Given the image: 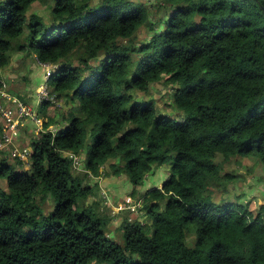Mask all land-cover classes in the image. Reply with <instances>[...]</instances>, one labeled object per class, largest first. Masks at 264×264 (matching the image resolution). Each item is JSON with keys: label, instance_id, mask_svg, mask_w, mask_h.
<instances>
[{"label": "trees", "instance_id": "1", "mask_svg": "<svg viewBox=\"0 0 264 264\" xmlns=\"http://www.w3.org/2000/svg\"><path fill=\"white\" fill-rule=\"evenodd\" d=\"M91 1L0 0V69L14 46L58 65L51 92L78 111L49 116L52 104L43 103L47 130L26 161L0 156L8 186L0 189V264H264V204L255 213L213 195L235 179L223 169L231 157L255 158L264 171V0H165L173 10L160 30L142 3ZM34 2L49 5V27L27 16ZM145 25L152 36L137 45ZM100 57L86 77L71 65L90 68ZM161 80L183 121L153 102L126 107L129 90L149 93ZM64 153L84 154L79 173ZM29 160L30 173L16 170ZM164 166L162 186L143 194L142 215L119 224L122 248L107 232L111 219L86 204L98 188L90 178L125 176L135 192Z\"/></svg>", "mask_w": 264, "mask_h": 264}, {"label": "rangeland", "instance_id": "2", "mask_svg": "<svg viewBox=\"0 0 264 264\" xmlns=\"http://www.w3.org/2000/svg\"><path fill=\"white\" fill-rule=\"evenodd\" d=\"M132 1L137 2V3H142L148 6L149 12H150V18H149L150 23L156 29H159V30L162 28L161 23L165 22V20L169 17V15L171 14V11L173 10V5L168 4L165 0H132ZM91 2L98 3L99 0H92ZM48 6L49 5L47 4L45 5V3L34 2L28 8L26 14L27 16H30L33 13V14L40 16L41 20L44 22L46 27H49L48 25L52 22V15H51L52 13L50 14L51 9L49 12ZM152 32L153 31L152 29H150V26H147V25L142 26L135 34L133 38V42L137 45L145 43L152 36ZM27 33L28 31H27V28L25 27V33L21 37V39H23L27 35ZM120 42H122L123 44H126L127 41L121 40ZM14 51H15V46L13 47V49H11V52L13 54L12 58H14L16 54H19V53L15 54ZM22 54L27 55V58L31 55L29 51L28 53L26 51L25 53H22ZM134 57L136 58V55ZM101 58L102 57L95 59L93 61L91 60L90 62L91 67L85 68V69L83 68L84 70L82 68H79L81 67V65L78 64L76 60L74 61V59L71 60V65L76 66V68H78V73L80 74L83 72L84 77H86L90 71H93L94 67L98 66ZM55 66L56 68L54 69L52 74H54L58 70V65H55ZM2 75L3 74H1V76ZM16 75H19V73H13L14 77ZM4 87L5 86L3 85V88ZM148 92L149 93H144L136 89L129 90L128 94L132 96V99L126 105V107L129 108L130 106L136 103L144 104L148 102H153L156 110L159 113H163L166 116H170L177 121H183L186 118V114L184 113V111L179 109L172 100L173 88L171 87V84H168L164 82L163 80H161L160 82L152 84ZM51 104L52 105L49 108L50 110L48 111L49 116L55 115L56 117H59L61 116V114H65L66 112L67 113H72V112L78 113L77 104L74 102L68 101L66 98L57 100L56 103H51ZM52 107L53 109H51ZM57 108L60 109L59 112ZM37 112L40 115L39 108H37ZM22 123L24 122H21V124ZM53 126L55 127V125ZM35 136L36 134L33 128L32 133L31 132L27 133L22 137V138L25 137V140H26L25 142L22 141V143L24 142V144L20 145L17 143L16 146L18 148L26 147V146L27 148H30L28 146H30L31 141L34 140ZM91 139L92 138L90 137L89 132H88L86 135L84 154L88 150V145L91 143ZM2 154L8 157L7 159L8 162H10L11 164H16V160L11 155L9 147L0 148V156ZM76 157L78 159V162L80 163V159H82L84 156L80 155ZM218 160L220 161L223 160L221 155L219 156ZM240 160L241 159H239V161L237 160L238 161L237 162L236 157H231L228 160V162H225L223 164L224 172L235 174V179H233V181L230 184H228L227 192L216 193V195H214V199H228L229 197L230 199H235L236 197H239V199H244L245 201L249 199H254L255 203L254 204L252 203L253 205L252 210L256 211L255 213H257L261 205L264 204V171H263L262 165H260L258 163V160H256L255 158H247V159L245 158V160L242 162H240ZM79 163H78V166L75 168V171H77V173H79L82 170L80 169ZM30 164H31V161L29 160L27 164H22L16 167V170L23 171V172L26 171L30 173L31 172ZM163 168L164 170L161 172V174L163 173V175H167L168 167L164 166ZM161 174L157 173V175H155V178L158 179L159 178L158 175H161ZM153 177L154 175L152 176V178ZM155 178H153V180H155ZM165 179L166 178H164L163 180ZM95 182H98L97 184L98 188L95 189L94 195L86 201V204L91 205L93 201L94 205L97 204V209L99 210V212H101L105 217H108L109 220L113 219V221L111 220L109 222V225L107 226V232L110 235V238H112L122 248H124L125 241L123 238V233L118 225V222L121 223V221L119 220L117 222L115 218L122 217L124 219L125 217H127L128 219H130L131 218L130 214L127 215L126 212L131 213V211L125 209L123 213L118 214L119 216L118 215L114 216L113 211H112L113 208L109 207L110 205L106 203L105 199H113V198L118 199L117 197H115L117 195V196H122L125 198L127 197V199H129L127 200V202L126 201L124 202L125 205L130 203L133 205L140 204L142 206V204L144 205V202H146L145 196L143 194L148 190L144 191V187L140 186V187H137L136 191L134 192L132 185L130 184L128 179H126L125 176H118L116 178H112V177L110 178L102 177L98 179L90 178L89 183L91 185L95 184ZM0 189L8 190L7 183L5 179L3 178H0ZM142 196L144 199L142 198ZM138 199H142V201H137ZM226 201L227 203L230 202L228 200ZM53 206L54 205H53V201L51 200V198L46 199V203L43 205L44 211L48 212L49 210L52 209ZM134 216L132 217L133 220L138 218ZM186 234H187V240H188L187 244L189 246H192L195 242V237H196L194 226L189 225L187 227ZM134 258H138V256L134 255Z\"/></svg>", "mask_w": 264, "mask_h": 264}, {"label": "crops", "instance_id": "3", "mask_svg": "<svg viewBox=\"0 0 264 264\" xmlns=\"http://www.w3.org/2000/svg\"><path fill=\"white\" fill-rule=\"evenodd\" d=\"M31 57V58H30ZM47 70L45 68H41L38 64H37V60L34 54L31 53V55L27 58V55H24L22 53L16 54L14 58H12V61L10 62V64L8 66H6L3 69H0V82L1 84H3L5 87L4 88H0V104L2 105H12L15 103V100H20L23 102H26L28 104H32V105H36L35 103V89L40 85V83L44 80V75L46 74ZM13 73H19V75H16L15 77L13 76ZM1 74H3L1 76ZM40 106H37V108H39ZM50 109H48L47 111H49ZM46 111V112H47ZM0 122H1V117H0ZM33 124L28 122V121H24V123H22L19 126L18 129V137L16 139V144H24L25 137L22 138L25 134L27 133H32V129H33ZM55 128L54 126H50ZM21 141H20V139ZM19 139V140H18ZM22 141H24L22 143ZM19 145V146H20ZM14 158H16L14 155H12ZM84 156V154L82 155ZM247 159V158H246ZM81 161L83 160L80 159ZM245 159L240 160V162L244 161ZM23 164H27V162H23ZM164 170V168H159L157 169L152 175L147 176V179L145 180L146 182H144V191L158 187L160 188L162 186L163 183V179L167 178V175H163V173L161 174V172ZM18 171V170H17ZM157 173L161 174L158 175L159 178H155V175H157ZM154 175L153 178H155V180H153L152 176ZM112 178H116V177H112ZM103 185V183H102ZM105 186V185H104ZM155 186V187H154ZM103 188V187H101ZM105 190V189H104ZM106 191V190H105ZM142 191V190H141ZM143 192V191H142ZM213 195H216V193H214ZM118 199H109L110 200V205L109 207H112V211H113V215L116 216L120 213H123V211L126 209V206H128L129 204H124V202L129 199H127V197H122V196H115ZM215 201H220L222 199H214ZM228 200L232 203H237V204H241L243 206H247L249 210H252V203L254 204L255 201L254 199H249L247 201H245L244 199H239V197H236L235 199H230V197ZM138 201H142L141 199H138ZM227 202V201H226ZM133 205V204H130ZM262 206V205H261ZM111 211V212H112ZM254 211V210H252ZM256 212V211H254ZM116 213V214H115ZM127 215H129L130 213L126 212ZM142 214V213H141ZM141 214L137 215H133L130 214V216H134V217H139ZM119 216V215H118ZM117 220V222L120 220L122 221L123 218L122 217H116L115 218ZM122 219V220H121ZM113 221V219H111ZM120 223L118 222V225ZM110 237V235H109Z\"/></svg>", "mask_w": 264, "mask_h": 264}, {"label": "built area", "instance_id": "4", "mask_svg": "<svg viewBox=\"0 0 264 264\" xmlns=\"http://www.w3.org/2000/svg\"><path fill=\"white\" fill-rule=\"evenodd\" d=\"M37 60V59H36ZM37 64L41 68L47 70L44 75V80L35 89V103L36 105L28 104L26 102L15 100L12 105H2L0 104V148L9 147L12 155L17 156L20 160L26 161L27 157L31 154V149L27 147L18 148L16 146V139L18 137V129L21 122L28 121L33 124L35 134L39 132H45L47 128H44V119L37 112V106L43 103H56L55 95L51 92V87L49 86L48 79L52 75L54 69L56 68L53 64L42 63L37 60ZM3 88V86H2ZM48 130L55 132L53 127H49ZM65 156L70 157L73 160L74 168L78 166V159L72 153H64ZM107 204H110L109 199H105ZM142 206L140 204L128 205L127 210H130V214H141L140 211ZM142 215V214H141ZM129 219L132 221V217Z\"/></svg>", "mask_w": 264, "mask_h": 264}]
</instances>
